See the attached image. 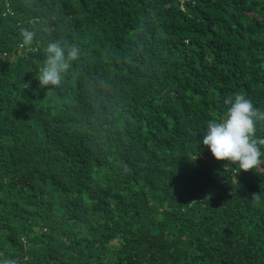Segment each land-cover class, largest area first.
<instances>
[{"label":"trees","instance_id":"16d2710c","mask_svg":"<svg viewBox=\"0 0 264 264\" xmlns=\"http://www.w3.org/2000/svg\"><path fill=\"white\" fill-rule=\"evenodd\" d=\"M237 92L264 110V0H0V264H264V166L202 143Z\"/></svg>","mask_w":264,"mask_h":264},{"label":"clouds","instance_id":"9594fccd","mask_svg":"<svg viewBox=\"0 0 264 264\" xmlns=\"http://www.w3.org/2000/svg\"><path fill=\"white\" fill-rule=\"evenodd\" d=\"M22 44L30 45L35 33L21 29ZM47 58L39 69L37 79L40 87L60 86L62 73L66 72L79 57V49H66L59 41L48 44ZM230 105L220 119L207 121L202 143L207 146L217 160L238 165L241 170H256L264 166V137L257 136V123L264 122V110L256 108L242 93H234L225 99ZM256 194L253 195L256 198Z\"/></svg>","mask_w":264,"mask_h":264}]
</instances>
